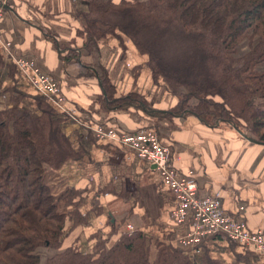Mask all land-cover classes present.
<instances>
[{"label":"trees","instance_id":"1","mask_svg":"<svg viewBox=\"0 0 264 264\" xmlns=\"http://www.w3.org/2000/svg\"><path fill=\"white\" fill-rule=\"evenodd\" d=\"M86 4L83 25L76 30L82 39L79 49L88 60L80 65V73L100 82L97 104L98 112L105 115L104 124L124 131L106 117L130 109L148 118L171 120L185 115L194 100L188 113L202 124L229 123L239 133L250 131L256 139L252 140L264 146V69L259 70L264 65V0H121L117 4L86 0ZM111 35H122L147 57L154 82L162 80L166 90L178 97L170 111L152 110L136 94L116 97L99 47ZM245 41L248 52L236 58ZM59 56L65 67L77 54L67 49ZM2 59L0 54V69ZM12 94L16 98L11 95L10 108L0 110V264H41L38 249H59L69 232L87 225L79 211L84 192L60 189L54 183L56 172L74 157L61 129L69 119L43 98H38L40 114L34 115L18 106L19 94ZM94 239L90 253L66 248L44 264H194L188 250L153 241L139 231L121 233L108 248L97 235Z\"/></svg>","mask_w":264,"mask_h":264},{"label":"crops","instance_id":"2","mask_svg":"<svg viewBox=\"0 0 264 264\" xmlns=\"http://www.w3.org/2000/svg\"><path fill=\"white\" fill-rule=\"evenodd\" d=\"M112 1L117 4L121 0ZM4 5L8 9L0 16V41L10 42L16 53L33 58L43 71L58 79L67 99L63 105L67 114L56 110L0 47L4 59L0 110L10 108L13 92L21 96V109L38 115V98H43L57 114L69 119L61 123V129L74 157L56 172L54 183H59L60 189L84 192L79 211L86 216L87 225L68 233L62 243L65 249L90 253L97 242L95 235L106 241L108 248L131 228L153 241L188 250L194 264H264V254L245 251L225 238H211L196 246L180 243L190 228L173 220L176 200L153 165L110 141L95 138L90 130L70 119L72 115L105 120V115L98 112V80L80 73V65L88 60L79 49L82 39L76 36V30L83 25L81 14L87 11L86 0H0V6ZM99 47L101 64L116 97L136 94L157 112H166L177 104V97L166 90L162 80L154 82L147 57L125 37L108 36ZM67 49L77 56L64 67L59 52ZM106 118L111 119V125L129 132L143 129L150 120L132 109L110 112ZM171 120L161 122L157 133L171 150L177 170L194 172L200 197L218 199L224 212L251 231L264 232V146L236 132L209 128L189 114Z\"/></svg>","mask_w":264,"mask_h":264},{"label":"built area","instance_id":"3","mask_svg":"<svg viewBox=\"0 0 264 264\" xmlns=\"http://www.w3.org/2000/svg\"><path fill=\"white\" fill-rule=\"evenodd\" d=\"M3 12L4 9L0 6V16ZM3 50L11 63L26 74L30 84L40 95L56 110L67 114L63 106L67 99L61 82L43 71L33 58L16 53L12 44H4ZM70 119L90 130L95 138L110 141L153 165L176 200V207L172 212L173 220L178 225L190 228L180 239V243L196 246L204 240L218 236L245 251L264 254V232L251 231L238 218L224 212L218 199L200 197L194 172L181 173L177 170L171 150L162 144L156 130L119 131L103 121L95 123L90 118L80 119L72 115Z\"/></svg>","mask_w":264,"mask_h":264},{"label":"rangeland","instance_id":"4","mask_svg":"<svg viewBox=\"0 0 264 264\" xmlns=\"http://www.w3.org/2000/svg\"><path fill=\"white\" fill-rule=\"evenodd\" d=\"M4 44H9L10 45L11 43L10 42L0 41V47L2 49H3V45ZM248 49H249V43L248 42L245 41V42L241 43L240 46L238 47L236 58H241L242 56H244L248 52ZM3 54H4V56H7V54H6V52L4 50H3ZM2 58H3V56H2ZM6 58L11 62V60L8 58V56ZM3 60L4 59H2V61ZM263 69H264V65H263V67L259 68V70H263ZM10 93H11L10 96L13 95L12 94L13 92H10ZM182 93H183V90H181L178 95H181ZM12 98L15 99L16 97L13 95ZM177 102H178V99H177ZM194 102H195L194 100L191 101V104H194ZM191 104H189L188 107H186V109H185L186 110L185 111L186 115L189 114L188 112L191 110V107H190V106H192ZM171 109H169L168 111H170ZM189 115H191V114H189ZM163 121L164 122H169V123L172 122V120H170V118H163V119L150 118V120H148V122H146L144 126L147 127V128L149 127V129L156 130L158 132V127H159L160 123L163 122ZM207 127L215 128V129H223V130H226V131H231V132L238 133L237 130L231 124L223 123V122H220V121H217L214 124V126H207ZM241 134L246 136V137H248V138H250V139H255L254 136L251 135L250 131L246 130V131H244V133H241ZM80 227H82V226H80ZM64 249H65L64 245L61 246L59 249H49V248H45V247L38 249L37 253L40 256L41 264H44V262L46 261L47 258L55 255L56 253L62 252Z\"/></svg>","mask_w":264,"mask_h":264},{"label":"water","instance_id":"5","mask_svg":"<svg viewBox=\"0 0 264 264\" xmlns=\"http://www.w3.org/2000/svg\"><path fill=\"white\" fill-rule=\"evenodd\" d=\"M4 9H8V7L7 6H2ZM90 69V68H89ZM91 70V69H90ZM98 82H99V80H98ZM99 84H100V82H99ZM238 132V131H237ZM239 133V132H238ZM243 138H245L246 140H248L249 142H254L252 139H250V138H248V137H246V136H244V135H242L241 133H239Z\"/></svg>","mask_w":264,"mask_h":264}]
</instances>
